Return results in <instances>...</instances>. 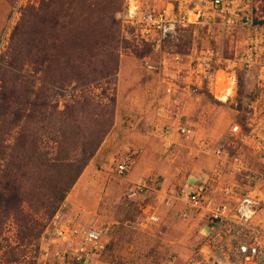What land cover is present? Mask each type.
Here are the masks:
<instances>
[{
  "label": "rangeland",
  "instance_id": "rangeland-1",
  "mask_svg": "<svg viewBox=\"0 0 264 264\" xmlns=\"http://www.w3.org/2000/svg\"><path fill=\"white\" fill-rule=\"evenodd\" d=\"M121 6L0 0V191L12 180L23 198L21 211L0 208V264H77L60 240H49L56 215L71 228L109 229L98 264H199L209 231L188 199L203 193L222 148L224 168H237L241 144L229 129L235 119L246 121L257 87L242 72L234 86L223 71L218 83L202 85L189 55L162 63L129 35L117 18ZM210 42L203 30L188 28L172 48L189 54ZM225 85L232 87L228 98ZM100 138L73 180L84 147L91 151ZM127 155L134 163L120 174L116 164ZM50 163L56 168L43 173ZM230 180L223 184L234 185ZM134 182L145 187L129 198ZM235 185L245 191L251 184Z\"/></svg>",
  "mask_w": 264,
  "mask_h": 264
},
{
  "label": "built area",
  "instance_id": "built-area-1",
  "mask_svg": "<svg viewBox=\"0 0 264 264\" xmlns=\"http://www.w3.org/2000/svg\"><path fill=\"white\" fill-rule=\"evenodd\" d=\"M117 18L130 36L150 47V53L161 55L162 63L169 55L177 59L191 56L190 70L200 75L202 85L218 83L220 71L234 86L239 84L241 72L245 82L254 81L257 88L253 90L246 121L235 119L229 129L245 149L237 159L236 170L250 180V187L236 191V185H226L217 199L196 190L188 201L205 217L209 231L199 246L196 263L264 264V0H122ZM188 28L203 30L212 42L200 50L193 47L189 54L174 50L172 44ZM223 87L225 98L232 96L225 92L227 86ZM181 130L190 132V128ZM133 163L131 156H121L116 164L118 173L128 171ZM144 187V183L134 182L128 197L133 198ZM60 218L55 216L49 240H60L63 255L74 257L77 264H98L106 250L109 229L81 227L79 223L71 228L72 224H62Z\"/></svg>",
  "mask_w": 264,
  "mask_h": 264
},
{
  "label": "trees",
  "instance_id": "trees-1",
  "mask_svg": "<svg viewBox=\"0 0 264 264\" xmlns=\"http://www.w3.org/2000/svg\"><path fill=\"white\" fill-rule=\"evenodd\" d=\"M100 140H101V138L98 139V141L97 140L95 141L91 151H88L84 147V150H83L84 158H83V161L81 162V164H80V166L78 168V173L73 175V180L75 178H77V176L80 173V171H82L83 167L88 163V160L92 157V154L94 153L93 152L94 148H96L98 146V144L100 143ZM68 164L70 165V163H67V165ZM43 166H44L43 167L44 170H42L43 173H44V171L48 172L50 169L56 168L55 167V163H50L47 166L43 164ZM68 167L69 168H67V171H69L71 169V166H68ZM63 172H64V170H63ZM45 176H46V174H45ZM8 181H12V180H8ZM8 181L4 182L5 183L4 189H3V191H0V208L2 209V208H5V207L7 208V207H13L14 206L15 208L19 209V205H20L21 201L23 200L22 195L20 194L21 191L18 190L19 188H17V186L14 184V182L13 183H9ZM72 183H73V181H71V183L68 184V187ZM63 189L61 188V190H63ZM48 193H49V195H52V194L54 195L55 190L53 188H50ZM59 197H58V200L55 199V197H54V206L55 207L57 205H59V202L62 200L63 193Z\"/></svg>",
  "mask_w": 264,
  "mask_h": 264
},
{
  "label": "crops",
  "instance_id": "crops-1",
  "mask_svg": "<svg viewBox=\"0 0 264 264\" xmlns=\"http://www.w3.org/2000/svg\"><path fill=\"white\" fill-rule=\"evenodd\" d=\"M226 98H228V96ZM241 150H243V149L240 147L238 150L239 153L234 155V164L237 163V159L239 158V156L241 154H244V152L241 153ZM226 151L227 150L224 148L223 152H217V153H219L217 155L219 156L220 160L218 161V165L215 164V166H214V172H213L214 176H209L204 181L206 183L205 190H203V189L202 190L207 192L208 196H218V198H220L222 188L225 186V184H223L225 179H227V180L231 179L230 182L234 185L242 183V182L250 181L249 179H247L245 177L243 178L242 174H239L236 169L233 172H230L229 170H226L224 168L225 163L222 160V157L225 158V155H227ZM234 168H235V165H234ZM217 184H218V186H217ZM217 189L219 191V194H215Z\"/></svg>",
  "mask_w": 264,
  "mask_h": 264
},
{
  "label": "bare ground",
  "instance_id": "bare-ground-1",
  "mask_svg": "<svg viewBox=\"0 0 264 264\" xmlns=\"http://www.w3.org/2000/svg\"><path fill=\"white\" fill-rule=\"evenodd\" d=\"M230 91V87L226 88V92ZM222 92V91H221ZM219 94V93H218ZM221 97V96H220ZM222 98V97H221ZM223 99V98H222Z\"/></svg>",
  "mask_w": 264,
  "mask_h": 264
}]
</instances>
